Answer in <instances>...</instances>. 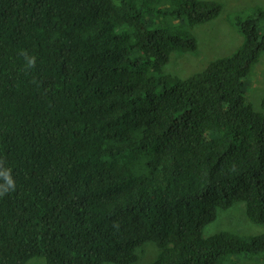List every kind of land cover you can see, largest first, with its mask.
<instances>
[{"label":"trees","instance_id":"trees-1","mask_svg":"<svg viewBox=\"0 0 264 264\" xmlns=\"http://www.w3.org/2000/svg\"><path fill=\"white\" fill-rule=\"evenodd\" d=\"M209 0H0V264H226L264 255V235L203 236L245 203L264 226V100L246 80L264 56V9L230 19L244 38L186 79L187 27L217 21ZM34 59V64L29 60ZM4 180L0 178V184ZM35 261V260H34Z\"/></svg>","mask_w":264,"mask_h":264},{"label":"rangeland","instance_id":"rangeland-1","mask_svg":"<svg viewBox=\"0 0 264 264\" xmlns=\"http://www.w3.org/2000/svg\"><path fill=\"white\" fill-rule=\"evenodd\" d=\"M209 1L223 4L222 15L210 24L184 28L197 38L199 50L195 53H173L164 69L165 74L186 79L203 71L212 61L233 55L243 44L244 38L230 19L238 14L244 17L252 16L257 7L264 9V0ZM259 31L264 35V20L260 23ZM245 86L249 99L256 110L261 112L264 100V56L246 80ZM225 232L252 238L264 235V226L251 222L247 216L246 204L239 202L229 209H219L216 220L204 228L203 236L210 238ZM159 253L160 249L154 243L142 245L136 250L138 260L132 264H155ZM34 260L30 264H46L44 259ZM226 264H264V255L251 256L248 253L231 255Z\"/></svg>","mask_w":264,"mask_h":264},{"label":"clouds","instance_id":"clouds-1","mask_svg":"<svg viewBox=\"0 0 264 264\" xmlns=\"http://www.w3.org/2000/svg\"><path fill=\"white\" fill-rule=\"evenodd\" d=\"M35 61L34 59H30L29 60V64H34ZM0 178H2L4 180L3 184H0V196H3L7 193H9L10 191H14L15 190V182L11 177V170H4V171H0Z\"/></svg>","mask_w":264,"mask_h":264}]
</instances>
